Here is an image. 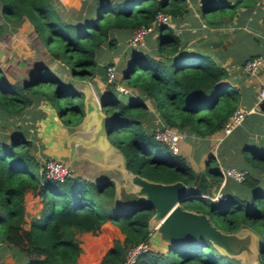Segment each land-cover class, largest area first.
<instances>
[{
  "label": "trees",
  "instance_id": "1",
  "mask_svg": "<svg viewBox=\"0 0 264 264\" xmlns=\"http://www.w3.org/2000/svg\"><path fill=\"white\" fill-rule=\"evenodd\" d=\"M183 1L92 0L87 5V15L71 19L61 13L63 7L56 0H0V13L7 22L4 29L0 26V31L12 32L22 25L31 27L36 45L41 44L52 58L63 61L71 77L94 78L99 58L108 57L105 47L117 45L116 33H121L123 39L137 26L149 24L158 11L176 15ZM207 8L205 5L204 9ZM157 28V51L172 56L157 59L142 53L143 48L130 46V61L119 70L121 80L152 100L164 125L200 137L221 130L237 107L238 99L237 89L221 82L227 76L226 70L207 56L190 59L182 55L172 29L167 24H159ZM112 59L106 58L105 66L112 64ZM72 82L42 64L30 77L19 81L9 80L0 67V113L4 125L9 123L8 116L22 113L41 99L50 103L64 122L80 120L83 92ZM129 95L127 102L108 95L103 106L111 119L108 138L122 153L125 168L152 181L181 180L191 185L196 176L194 168L181 154L153 137L155 129L149 130L142 119L147 112L146 104ZM17 132L10 142L0 137V239L23 256V264H78L81 246L75 233H97L106 220L117 225L124 238L114 240L99 264H121L129 246L148 238L152 207H116L110 180L95 183L78 175L64 181L46 178L31 140L23 132ZM246 155L253 166L264 169V151L251 148ZM205 169L212 179L220 181L221 172L214 155L209 156ZM239 183L253 192L228 193L223 198L211 199L193 190L182 205L207 214L222 231L235 232L244 227L257 231L259 263L264 264V187L256 188L258 182L250 172ZM29 190L39 196L41 208L25 227L24 194ZM102 235L104 247L94 253L87 251L81 258L82 264H95L108 246L111 231L105 230ZM137 264L244 263L220 250L210 239L201 238L165 251L149 248L140 255Z\"/></svg>",
  "mask_w": 264,
  "mask_h": 264
},
{
  "label": "crops",
  "instance_id": "2",
  "mask_svg": "<svg viewBox=\"0 0 264 264\" xmlns=\"http://www.w3.org/2000/svg\"><path fill=\"white\" fill-rule=\"evenodd\" d=\"M56 1L63 9H76L81 5L87 6L92 0ZM182 4L180 12L176 15H170V23L167 24L179 39L180 53L189 56L190 59L195 58L197 55L207 56L217 65L222 66L226 70L227 76L221 82L237 89V106L254 107V110L248 113L229 134H224L220 129L205 137L185 132L186 136L179 144V154L186 159L196 172L193 183L188 185L190 192L197 190L198 195L209 198L217 192L223 194H251L253 189L236 183L232 178L222 179L221 177L220 181H215L206 173L205 168L209 156L214 155L219 167L234 165L241 169H247L258 182L256 188L259 186L264 187V169L253 166L246 155L251 151V148L264 151V100L258 105L254 104L256 92L259 86L264 83V0H184ZM205 5L208 6L207 10L204 9ZM6 25L7 22L0 13V26L4 29ZM116 35L119 38L122 36L121 33H116ZM158 35V28L148 34L142 53H147L157 59H169V56H172L171 54L157 51L156 38ZM130 53L132 52L126 53L123 67L130 61ZM257 55L262 57V63L254 72H245L242 69L243 62L247 58ZM106 58H110V56ZM106 58L100 57L98 62L105 64ZM93 80H89L92 89L95 92L101 90L108 96L109 94L105 90L103 82L97 76ZM114 82L115 85L125 86L128 90L126 94L137 96L146 104L147 112L142 119L149 130H156L163 126L162 119L149 97L129 88L120 77H116ZM79 86L78 88L84 92V97L86 87L84 84ZM129 97L131 98L130 95ZM38 102H41L40 104L43 106L47 101L41 99L22 113L8 116L6 120L10 125L9 127L5 126L6 131L3 128L0 137L7 142L14 139L19 130L14 124L16 119H23L26 125L30 126L31 118L35 117L33 115H36L37 110L42 109L40 113H44ZM45 117V121L49 120V124H46V136L43 142L48 147L43 149L42 152L37 149L40 156L39 154L37 156V151L36 153L34 151L39 162L44 157L53 156L67 163L70 169L73 170V174L78 175L77 168L73 167L74 162H76L75 157H78V165L80 161L85 164L81 168L82 172L79 176L91 180L97 174L104 172L112 181L114 199H125L137 194L139 187L132 182L133 174L125 169L122 155L118 154V150L111 144L109 138L106 135L99 134V122L97 120L90 119L82 114L79 122L63 124V120L58 117L55 109L45 111ZM23 133L33 144L31 133H27V135L26 132ZM92 165H95L94 171H91ZM80 167L82 166L80 165ZM202 171L205 172V178L203 179H201ZM200 180L205 188L203 191L194 188ZM248 191L250 192L247 194ZM30 193L31 191H28L24 195L25 211H33L31 215H35L40 210L41 204L34 210H32V207L36 206L38 201L40 202V198H34L33 195L30 196ZM25 218L27 217L25 216ZM152 222L155 224L151 228L152 232L149 236L150 248L165 251L166 244L156 230L158 224H156L154 218L151 220V224ZM25 227H28V225ZM105 230L111 231L112 235L110 243L101 251L95 263L99 264L104 253L113 245L114 240H123L124 234L118 226L110 220H106L101 224L97 233L91 231H78L75 233L81 246V251L77 257L78 264H82L81 258L87 254L89 244L91 242L98 243ZM0 264H23V256L2 239H0Z\"/></svg>",
  "mask_w": 264,
  "mask_h": 264
},
{
  "label": "water",
  "instance_id": "3",
  "mask_svg": "<svg viewBox=\"0 0 264 264\" xmlns=\"http://www.w3.org/2000/svg\"><path fill=\"white\" fill-rule=\"evenodd\" d=\"M94 71L97 78L103 82L105 90L110 97L123 102L130 100L129 95L122 93L114 81L107 79L104 63L97 62ZM84 86L86 87V94L83 97V114L90 119L97 120L99 122V134L108 137L111 119L103 111V106L106 105L104 99L107 94H104L103 91L98 94L92 89L91 85L84 84ZM117 152L122 155L119 150ZM132 174V182L139 187L137 194L125 199L116 198L114 199V205L121 209L152 207L154 213L149 221V229L155 224L153 222L151 224V220L154 218L156 224H158L156 230L160 233V238L165 242L166 249L190 240L208 238L216 246L221 247L227 254L236 255L232 250L234 234L225 233L215 227L207 214L183 207L182 202L193 195L190 192L188 184L181 180L173 182L152 181L138 174ZM203 178H205L204 171L201 172V179ZM106 180H110V178L102 172L94 176L90 181L97 183ZM194 188L202 191L205 190L201 180Z\"/></svg>",
  "mask_w": 264,
  "mask_h": 264
},
{
  "label": "rangeland",
  "instance_id": "4",
  "mask_svg": "<svg viewBox=\"0 0 264 264\" xmlns=\"http://www.w3.org/2000/svg\"><path fill=\"white\" fill-rule=\"evenodd\" d=\"M83 7V8H82ZM85 5H81L78 8H72V9H62L61 13H65L68 15L69 18H79L82 19L84 15H87L88 8ZM11 28H13V24H10ZM31 27L24 28L23 25L18 28V30H13L12 32L4 31L0 33V64L1 69L5 72L6 76L11 81H19L21 79L28 78L36 71L38 68V64H42V66L49 67L54 73L59 74L63 78H68L69 80H72V84L76 85L77 87H80V84H86L91 85L89 80H93V77L89 78H77V77H71L68 73L69 67L60 59H54L51 57L50 53L45 50V47H43L41 44L36 45V41L34 40V37L31 36ZM131 35L132 33H128L123 39L118 38L117 39V45H115L112 48L105 47V53L110 56V58L113 60L117 77L119 78L121 75L119 74V70L122 69L125 56L129 53L130 46H136L135 49L138 47L137 45L130 44L131 43ZM117 36V35H116ZM118 37V36H117ZM127 53V54H126ZM121 79V78H120ZM94 84V82H93ZM95 89L96 86L94 85ZM97 91V90H96ZM101 93V90L98 91ZM97 92V93H98ZM98 93V94H99ZM39 106L43 108V114L40 113L39 109L36 111V115L34 118H31V125L27 126L25 121L23 119H16L15 120V126L19 129L21 132L31 133L33 137V147L34 151L36 153L37 149L40 150V152L43 151V149H46L48 146L45 145L44 138L46 136V124H49V120L45 121V111H52V105L48 102L44 103L43 106H41V102H38ZM51 106V107H50ZM39 107V108H40ZM44 118V119H43ZM74 120H77V117H73ZM19 120V121H18ZM63 120V119H62ZM4 118L2 117V114L0 113V132H2L5 128L4 125ZM78 121H75L74 123H77ZM69 124L63 121V124ZM24 124V125H23ZM9 123H6V127H9ZM23 125V126H22ZM7 129L5 128V131ZM114 136V135H113ZM42 141V142H41ZM37 156L39 154V151H37ZM250 154V152H249ZM40 156V154H39ZM51 157V156H50ZM49 158V157H44ZM42 159V160H43ZM42 160L39 162V165L41 166ZM76 162H74L73 167L77 168L78 175L81 174L83 166V161L79 162V165L77 163L78 157H75ZM80 165L82 167H80ZM39 166V167H40ZM80 167V168H79ZM41 170V168H40ZM72 170V169H71ZM95 170V165H92L91 171ZM73 172V170H72ZM73 176V175H72ZM240 184L239 182H236ZM247 188V186H246ZM31 191V190H29ZM28 192V191H27ZM250 191L247 192V194ZM25 195V194H24ZM33 195L34 198L38 197L34 192L31 191L30 196ZM249 195V194H248ZM33 198V197H32ZM40 200V199H39ZM34 202V201H33ZM37 203V202H36ZM41 203L38 201L36 206L32 207V210L39 207ZM33 212V211H32ZM32 212L25 211V226L28 225V222L30 218L34 215H31ZM31 215V216H30ZM37 215V214H35ZM228 234H234V240L232 245V250L235 252V256L239 258V260L244 264H260L259 263V257H258V243L260 235L257 231L244 227L241 228L235 232H227ZM100 241L97 243L91 242L88 246V251L91 250L92 253L97 252L100 247H104V238L103 235L99 239ZM219 247V246H218ZM220 250L224 251L221 247H219ZM90 253V252H89Z\"/></svg>",
  "mask_w": 264,
  "mask_h": 264
},
{
  "label": "built area",
  "instance_id": "5",
  "mask_svg": "<svg viewBox=\"0 0 264 264\" xmlns=\"http://www.w3.org/2000/svg\"><path fill=\"white\" fill-rule=\"evenodd\" d=\"M170 19L171 16L169 14L158 11L154 19L149 24L139 25L132 31L130 44L137 45L138 47L143 48L147 42V35L153 32L156 29V26H158L159 24H169ZM261 63V56L257 55L249 57L243 62L242 69L245 72H254ZM105 67L107 79L115 81L117 73L114 64H108ZM116 86L122 93L126 94L128 92L125 86L120 84ZM262 100H264V83L259 86L256 92L254 104L258 105ZM253 110V106L250 108L237 106L229 115V117L224 121L221 129L223 133L229 134L246 117V115ZM185 136L186 133L184 131L164 124L153 132V137L156 140L165 143L168 148L174 153H179L180 141L185 138ZM40 168L46 178L57 181H64L67 177L74 175L67 163L54 157L43 159ZM219 169L222 179H226L229 177L236 182L244 181L249 173L247 169H241L234 165L220 166ZM223 197H225V194L217 192L211 198L218 199ZM151 232L152 230L150 229L147 239L141 240L126 249L125 256L121 264H137V260L140 255L150 248L149 236Z\"/></svg>",
  "mask_w": 264,
  "mask_h": 264
}]
</instances>
